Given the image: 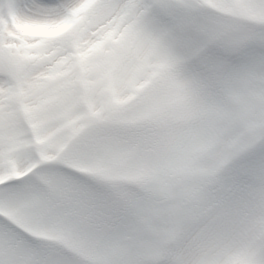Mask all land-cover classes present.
Wrapping results in <instances>:
<instances>
[{
  "label": "snow or ice",
  "instance_id": "snow-or-ice-1",
  "mask_svg": "<svg viewBox=\"0 0 264 264\" xmlns=\"http://www.w3.org/2000/svg\"><path fill=\"white\" fill-rule=\"evenodd\" d=\"M0 264H264V0H0Z\"/></svg>",
  "mask_w": 264,
  "mask_h": 264
}]
</instances>
